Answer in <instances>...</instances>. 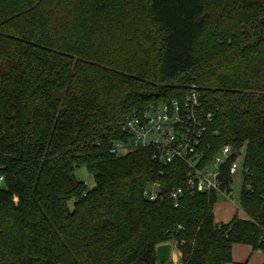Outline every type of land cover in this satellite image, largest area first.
Wrapping results in <instances>:
<instances>
[{
  "label": "trees",
  "instance_id": "16d2710c",
  "mask_svg": "<svg viewBox=\"0 0 264 264\" xmlns=\"http://www.w3.org/2000/svg\"><path fill=\"white\" fill-rule=\"evenodd\" d=\"M191 85L213 115L209 155L243 154L245 219L215 223V194L149 201V184H184L182 164L111 153L126 118ZM0 175V264H156L164 244L180 264L264 253V0H0Z\"/></svg>",
  "mask_w": 264,
  "mask_h": 264
},
{
  "label": "built area",
  "instance_id": "2783aa9c",
  "mask_svg": "<svg viewBox=\"0 0 264 264\" xmlns=\"http://www.w3.org/2000/svg\"><path fill=\"white\" fill-rule=\"evenodd\" d=\"M213 120L203 102L201 93L191 85L180 98L146 106L140 113L126 118L121 126L124 141L116 142L111 153L125 154L136 150H149L152 159L162 166L178 161L184 167V184L180 187H167L152 183L144 191L149 201L170 200L174 207L184 196L215 194L228 198L230 191L222 187L224 173L232 176L244 167L243 154L231 146L224 145L213 155H209V144L205 141L208 127ZM180 170V169H179ZM181 171V170H180ZM3 177L0 175V187ZM169 259L165 263L157 260L156 264H177L180 253L171 244ZM171 248L176 253L172 254Z\"/></svg>",
  "mask_w": 264,
  "mask_h": 264
},
{
  "label": "crops",
  "instance_id": "0c3cea01",
  "mask_svg": "<svg viewBox=\"0 0 264 264\" xmlns=\"http://www.w3.org/2000/svg\"><path fill=\"white\" fill-rule=\"evenodd\" d=\"M229 206V203H226ZM215 207V205H214ZM230 210H221L218 208L214 210V221L215 223L227 224L236 215L237 209L233 210L230 206ZM241 211V210H240ZM239 219H245L243 212L241 211ZM231 259L234 263L243 264H264V253L260 250H252L251 247L242 244H234L231 248ZM231 264V263H226Z\"/></svg>",
  "mask_w": 264,
  "mask_h": 264
},
{
  "label": "rangeland",
  "instance_id": "374dc122",
  "mask_svg": "<svg viewBox=\"0 0 264 264\" xmlns=\"http://www.w3.org/2000/svg\"><path fill=\"white\" fill-rule=\"evenodd\" d=\"M210 10H213V8H211ZM75 175L78 180L85 182L89 188L92 186L91 176L85 171L84 168L77 169ZM242 185H243V175L241 168L239 167L237 172L231 178L230 196L226 198L224 196L219 195L214 210L220 208L221 210L227 211L230 210V208H228L230 206L231 208H233V210L237 209V216L240 217L242 214L239 209L238 203H239V196L242 189ZM226 203H229V206ZM171 251L172 254L176 253L174 248H171ZM177 264H180V262Z\"/></svg>",
  "mask_w": 264,
  "mask_h": 264
},
{
  "label": "water",
  "instance_id": "95a60500",
  "mask_svg": "<svg viewBox=\"0 0 264 264\" xmlns=\"http://www.w3.org/2000/svg\"><path fill=\"white\" fill-rule=\"evenodd\" d=\"M170 246L168 244L160 245L156 249V258L159 262L165 263L169 259Z\"/></svg>",
  "mask_w": 264,
  "mask_h": 264
}]
</instances>
